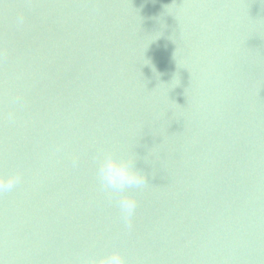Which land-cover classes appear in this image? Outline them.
<instances>
[{
    "label": "water",
    "instance_id": "95a60500",
    "mask_svg": "<svg viewBox=\"0 0 264 264\" xmlns=\"http://www.w3.org/2000/svg\"><path fill=\"white\" fill-rule=\"evenodd\" d=\"M102 153L146 177L130 227ZM10 174L0 264H264V0H0Z\"/></svg>",
    "mask_w": 264,
    "mask_h": 264
},
{
    "label": "clouds",
    "instance_id": "9594fccd",
    "mask_svg": "<svg viewBox=\"0 0 264 264\" xmlns=\"http://www.w3.org/2000/svg\"><path fill=\"white\" fill-rule=\"evenodd\" d=\"M22 23L23 18L18 17ZM14 98L12 103H16ZM10 124L15 122L14 113L8 114ZM78 160L73 159V166H78ZM96 176L102 190L115 200L120 216L124 224L131 226V217L136 210V201L126 194L127 190L140 189L146 183V177L141 175L135 166V162L127 158H117L110 153H102L96 159ZM21 183L18 174H10L0 177V194L11 192ZM92 264H125L124 258L119 252L113 251L93 261Z\"/></svg>",
    "mask_w": 264,
    "mask_h": 264
}]
</instances>
